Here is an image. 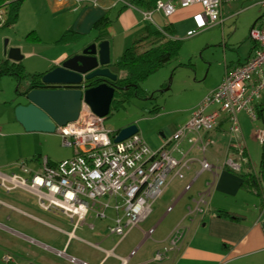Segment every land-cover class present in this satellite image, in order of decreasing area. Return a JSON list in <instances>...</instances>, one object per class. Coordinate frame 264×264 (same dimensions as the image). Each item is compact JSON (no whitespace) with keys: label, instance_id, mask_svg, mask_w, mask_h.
Here are the masks:
<instances>
[{"label":"built area","instance_id":"obj_1","mask_svg":"<svg viewBox=\"0 0 264 264\" xmlns=\"http://www.w3.org/2000/svg\"><path fill=\"white\" fill-rule=\"evenodd\" d=\"M75 1L82 4L84 0ZM90 1L96 4L100 0ZM234 1L239 0H157L153 9L141 8V11L144 20L154 22L155 11L172 16L178 7L200 5L202 9L193 16L195 27L188 31L193 35L222 22L223 5ZM253 1L261 5L262 15L250 32L255 43L250 55L245 61L227 69L223 80L204 96L188 121L167 137L160 147L151 148L138 132L115 142L114 131L104 124L105 117L96 114L83 100L78 119L57 127L63 144L72 147L74 154L59 161L44 156L37 168L18 162L19 171L0 169L1 186L7 191L19 189L32 194L39 207L64 214L75 226L85 222L91 212L105 219L112 210L115 215L108 227L109 232L122 239L153 212L154 203L167 187L170 174L183 179L185 171L191 169L195 158L189 150H184L182 143L187 141L190 147L206 152L213 142L208 135L218 127L224 115L230 123V150L224 166L240 171L242 165L249 162L239 119L241 112H245L251 121L260 123L254 131V138L264 145V119L258 112V105L264 112V0ZM119 2L137 7L130 0H116L114 5ZM5 12L0 8V25L4 22ZM200 163L202 170L216 174L218 167L206 158ZM210 184L193 199L194 204L188 206V215L206 212ZM191 186V183L187 184L185 190H190ZM262 189L264 191V183ZM89 226L93 227V224ZM185 235L186 227L178 225L172 232L169 245L158 250L154 259L167 258L168 252L176 249ZM2 258L4 264L16 263L13 253L6 252ZM70 260L91 264L76 257H70Z\"/></svg>","mask_w":264,"mask_h":264},{"label":"crops","instance_id":"obj_2","mask_svg":"<svg viewBox=\"0 0 264 264\" xmlns=\"http://www.w3.org/2000/svg\"><path fill=\"white\" fill-rule=\"evenodd\" d=\"M117 4L113 3V6H109L99 2L95 4L90 0H84L82 4H77L75 0H48V5L54 13L67 11L76 15L68 29L84 35L93 32L94 22L104 14L110 15L111 9ZM193 16L188 12L179 11L169 23L163 26L158 25V28H163L171 23L173 28L178 30L180 24L185 22L187 31H189L195 27ZM111 19L112 25L107 40L110 44L111 62L114 63L119 60L124 49L139 37L137 35L141 31V22L136 20L134 11L127 6L123 7L119 20H117L123 30L120 33L111 34L115 23L112 17ZM95 41L99 42L94 37L91 43ZM130 41L132 43L128 44ZM64 45L71 54L80 52L87 46V44H83L80 47V42L73 40L65 42ZM14 46L23 47L20 44ZM20 50L23 58L32 53L22 48ZM8 51L9 48L6 47L5 57L7 58ZM66 54L69 52L64 50L52 58L55 66L60 57ZM248 56L240 59L238 63L245 61ZM229 68L232 67L227 66L226 69ZM46 71L49 70L46 69ZM4 78L0 77L1 91H4L5 86L3 85L8 82L6 81L8 79ZM217 85L204 91L199 99L191 104L185 123L191 117L195 106ZM10 101L4 100L6 103ZM12 102L14 103L13 108L19 103H23L18 100ZM228 123V117L224 115L214 130H228ZM114 132L117 133V131ZM214 132L212 131L208 135L212 141ZM138 133L140 134V132ZM163 137L167 138L164 135ZM244 137L251 170L258 175L260 167L253 166L245 133ZM252 137L254 138V133ZM165 139L162 140L161 145ZM186 142L182 143V147L184 150H189L195 160L191 169L185 171L184 184L177 192L169 193L166 199H163L165 204L158 203L159 198L150 216L122 239L109 232L108 227L113 222L115 215L112 210L109 211L108 217L105 219L99 218L94 212H91L87 215L85 222L75 226L74 222L64 214L39 207L32 194L19 189L7 191L0 184V264H4L2 257L6 252L15 255V264H78L72 262L70 257L86 260L91 264H264V191L262 194H257L255 191L243 187L242 177L236 171L224 166L225 158L220 160L215 156L216 162L211 161L218 167L216 174L210 170H202L200 160L205 157V153H201L195 147H190ZM229 150V142H227L224 151L225 157ZM175 155L180 156L177 152ZM0 169L5 172L19 171L16 161L3 160L2 158H0ZM175 179L176 177L172 175L168 185H171ZM189 183L192 186L190 190L186 191V185ZM208 183H211V191L207 198L206 212L188 215V206L194 204L193 199L207 189ZM217 210L233 211L240 218L218 216ZM89 224H93V227ZM178 225L186 227L185 237L176 249L168 252L167 258L160 261L155 260L156 252L169 245L172 232ZM71 232H73L72 235H70ZM60 251L63 254H60ZM133 251H135L134 254H132Z\"/></svg>","mask_w":264,"mask_h":264},{"label":"rangeland","instance_id":"obj_3","mask_svg":"<svg viewBox=\"0 0 264 264\" xmlns=\"http://www.w3.org/2000/svg\"><path fill=\"white\" fill-rule=\"evenodd\" d=\"M115 1L100 0L99 3L113 6ZM124 6L123 2H119L110 11V16L115 21L111 34L123 30L117 20ZM127 8L134 11L136 20L141 22V31L137 36L147 32V25L156 29L158 25L169 23L179 11L194 15L202 9L200 5L178 7L176 13L170 17L155 11V22H150L143 19L140 7ZM223 8L222 22L201 29L193 35L188 34L185 22L180 24L179 29L174 31V36L182 42L179 52L142 83L148 94L146 97L132 96L124 105L112 108L104 120L108 129L117 131L134 123L148 144L157 149L165 139L163 135L169 137L185 124L191 104L197 101L204 91L219 84L224 78L227 66L233 67L240 59L246 58L254 45L250 32L255 21L262 15L261 5L253 0H239L225 3ZM75 17L76 15L67 11L54 13L48 5V0H23L18 22L11 26H0V59L7 58L6 47L10 49L16 47L15 44H20L23 47H18L32 52L30 55L24 54L22 60L28 73L27 78L19 82L13 76H0L8 79L6 85H3L4 91L0 90V158L3 160L26 162L36 168L44 156L59 161L74 154L72 147L63 144V138L57 131L25 130L16 120L12 101L27 103L25 98L18 95V87H27L30 74L52 69L55 66L52 58L62 51L67 50L71 54L65 47V42L59 39ZM32 31L37 38L28 37ZM94 37L93 31L86 35L81 34L80 38L73 41L80 42L79 46L82 47L83 44H91ZM130 43L132 42L128 44ZM4 100L11 101L6 103ZM239 119L248 140L252 164L259 168L263 148L252 134L260 123L251 121L245 112L239 114ZM212 131H215L212 144L206 152L200 151L205 153L204 156L210 163H215V156L220 160L228 157H225L224 151L230 139V123L228 130ZM172 175L171 173L169 179ZM183 182V179L176 177L171 185L165 188L160 199H157L158 203L165 204L163 199H166L169 193L177 192Z\"/></svg>","mask_w":264,"mask_h":264},{"label":"trees","instance_id":"obj_4","mask_svg":"<svg viewBox=\"0 0 264 264\" xmlns=\"http://www.w3.org/2000/svg\"><path fill=\"white\" fill-rule=\"evenodd\" d=\"M130 1L142 9H153L157 2V0ZM22 3L23 0H0V8H4L6 11L4 22L0 26H11L18 22ZM258 21L259 19L255 21L253 26H255ZM111 25L112 19L109 14H104L96 20L92 27V31L95 32V39L97 41L108 39ZM146 27L148 28L147 32L141 34L131 45L127 46L117 62H110L106 65L112 72L117 74V79L112 80L110 78L96 76L87 81L89 86H96L103 81H107L115 87L111 110L113 107L124 105L132 96L141 98L146 97L148 94L142 87V83L151 74L170 62L181 48L182 42L178 37L174 36L175 29L171 23L165 25L162 29H154L150 25ZM30 36L37 38L34 31L28 35V37ZM80 37L81 33L72 29H67L60 37L59 41L69 42ZM46 72L47 71L30 74L27 87L25 89H20L19 86L18 94L34 88L45 87L46 84L42 81V77ZM0 76H13L21 82L28 77V73L22 61L15 62L8 58H3L0 59ZM258 112L263 120L264 112L260 105H258ZM262 148L260 173L258 175L251 170L249 162L244 163L240 171H236L242 177V186L248 190L255 191L257 194H262V184L264 183V145ZM216 214L226 218H240L235 212L228 210H217Z\"/></svg>","mask_w":264,"mask_h":264},{"label":"water","instance_id":"obj_5","mask_svg":"<svg viewBox=\"0 0 264 264\" xmlns=\"http://www.w3.org/2000/svg\"><path fill=\"white\" fill-rule=\"evenodd\" d=\"M8 58L21 61L23 54L20 48H10ZM110 62L107 39L95 41L80 52L60 57L57 65L43 75L45 87L18 94L27 103L16 105V120L27 131L56 132L58 126L78 119L83 100L96 114L105 117L110 113L115 87L107 81L89 86L87 81L96 76L117 79V74L106 66ZM137 132L139 127L129 124L117 130L114 141H121Z\"/></svg>","mask_w":264,"mask_h":264}]
</instances>
